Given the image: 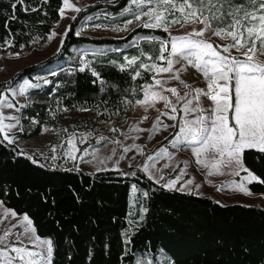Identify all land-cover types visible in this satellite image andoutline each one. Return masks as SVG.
<instances>
[{
  "label": "trees",
  "instance_id": "obj_1",
  "mask_svg": "<svg viewBox=\"0 0 264 264\" xmlns=\"http://www.w3.org/2000/svg\"><path fill=\"white\" fill-rule=\"evenodd\" d=\"M61 1L0 0V54L25 51L42 43L58 21ZM128 1L81 8L69 22L58 50L1 81L0 95L22 78L36 75L44 65L69 56L71 46L122 45L138 34L165 36L158 28L142 26L117 38L75 34L84 14L103 7L112 19ZM96 59L84 71L68 60L69 67L50 73L48 83L29 89L20 114L23 124L33 119L34 125L15 136L33 138L43 126L57 127L61 109L85 108L95 119L122 116L133 97H139L134 90L141 81L133 79V68L121 71L103 57ZM93 123L91 120L89 125ZM244 165L259 177L247 188L264 198V153L245 150ZM131 185L137 187L135 197L139 193L137 202L142 209L137 223L130 218ZM0 202L15 214L27 215L35 234L51 241L49 264H135L143 253L157 260L160 249L170 264H264L262 207L220 204L207 196L166 189L136 166L95 172L50 167L22 153L1 135Z\"/></svg>",
  "mask_w": 264,
  "mask_h": 264
},
{
  "label": "rangeland",
  "instance_id": "obj_2",
  "mask_svg": "<svg viewBox=\"0 0 264 264\" xmlns=\"http://www.w3.org/2000/svg\"><path fill=\"white\" fill-rule=\"evenodd\" d=\"M110 1L112 0H70V3L78 8H83L95 3L104 4ZM61 3L60 9L63 7V0ZM235 3L240 4L241 2ZM150 7H156L155 3L149 4L148 1L144 0V3L138 8L136 5L131 4V0H129L125 7L120 9L119 14L112 17L113 21H110L112 20L110 19V14L103 10V7L97 8L80 17L75 34L79 32V35L88 37H122L130 29L141 26L144 22L148 21L149 18L143 15V12H147ZM127 8H131V12H126L125 9ZM248 10H251V8L249 7ZM76 13L72 9H65L64 17L61 18V15H59L58 21L54 24L52 31L42 43L35 44L28 50L21 52L6 51L1 53L0 82L8 79L20 68L34 64L55 53L61 44L69 22ZM135 15H140L141 19L137 21L134 18ZM205 15H207V12H205ZM102 18H106L109 21H104ZM168 18L171 20L173 17L169 16ZM175 18L181 19V24H183L179 12L175 13ZM129 20L132 23L128 24L127 21ZM181 24L172 25L167 32L163 28H158L164 32V37L154 34H138L132 37L129 42L122 45L83 43L71 46L69 56L53 60L44 65L30 79L22 78L16 82L0 95V115L4 117L3 122L15 125L11 129V132L8 133L12 141L11 143L22 153L34 157L40 163L50 167L76 168L86 172H95L100 170H120L128 166H136L150 179L163 187L170 180H176L177 177H180L173 188L165 187L166 189L207 196L220 204L240 203L264 208V198L261 195L254 193L246 195L230 183L235 181L236 184L243 183L247 187L249 181L242 179L248 175L247 172L240 171L239 175H233L232 168L221 167L220 173L209 175L210 169L197 163V157L193 152L195 145H189L181 141L177 143L176 147H173L172 142L176 140V133L179 131L182 121L184 119H194L197 115L201 114L207 116L209 114L207 109L210 108L211 101L201 98L202 107L205 111L202 113L192 112L186 115L182 111L183 101L177 102L176 97L168 92L167 89L175 87L180 95L190 90L185 88L179 81L170 79L171 73H158L145 68H138L137 70L140 71L141 75L136 78H139L141 82L139 88L134 91H138L139 97H133L132 102L128 105L122 116H115L108 120L95 119V114L89 110H83L85 108L73 110L61 109L62 114L57 122V127L43 126L39 134L33 138L15 136V133L28 131L34 125L33 119H29L26 124H23L21 119L20 110L26 103L27 91L31 89L28 88L26 92L21 94L20 86L23 85L24 80H28L31 84L39 85L40 87L45 84L47 76L50 73L62 67H69L68 60H74L78 68L81 69L88 62L97 60L96 58L99 57L107 59L110 63L115 61L114 64L118 68H120V65H127L125 57L131 59L134 56L140 57L136 62L137 65L143 63L150 67L155 63L158 66L166 67V60L157 59L160 55L159 42L140 38L159 37L161 40L168 41V51L164 52V55L168 57L171 50L170 37L184 35L193 29L198 30L203 27L199 23L183 27ZM218 26V22L212 23V29ZM53 32L55 33L54 36H52ZM210 35L211 32H205V37ZM50 36H52L51 39H49ZM212 42H214L215 47L229 43L230 40L212 37ZM218 50L222 51L220 48ZM141 52H143V55H141ZM232 54L239 56V53L235 49L232 50ZM240 58L243 59V57ZM261 59H264V57H261ZM175 67H180V65H175ZM187 67L188 71L181 73V79L188 85H191L192 88H205L206 83L202 74L191 66ZM133 68H136V65ZM134 75L135 72L133 71L132 76ZM156 79L164 82L162 87L161 85H156ZM145 85H151L154 91L161 92L173 102L178 109L175 114L176 120H170L167 115H161L162 112L171 114V108H165L164 101L162 100H157L155 106H142L137 103L138 100L144 99L143 88ZM194 96L195 93H192L189 98H193V104L195 105L196 100ZM7 104H11L12 107H7ZM12 117H16L17 119H12ZM144 117H147V119H144ZM157 117H159V124H157ZM229 117L231 123V113H229ZM91 120L94 122L93 126L89 125ZM164 125H169V127L165 128ZM171 125H176V127H171ZM112 129H115V131ZM0 135L3 138L4 134L0 133ZM83 136H86L87 139L84 143H81L80 140ZM73 137L75 146L79 149L74 153L77 157L75 160L68 158L64 154L70 147L68 140ZM101 137L106 138L104 139L106 142L99 146L97 144L102 141ZM5 141L9 142L8 140ZM133 144L138 145L139 148L131 147ZM124 148H129V151L125 152ZM53 149L55 150L53 151ZM85 149H87V154L84 152ZM113 149L115 150V154H113ZM162 149H166L167 152L161 151ZM122 156L123 159H121ZM150 156L152 159H149ZM108 157H111V159H108ZM145 167H147V171L144 170ZM161 177L163 178L161 179ZM189 180L192 183L189 184ZM137 192L138 190L133 193L131 185L130 206L132 215L130 218L132 223H137L138 218L142 214L141 206L137 202L139 193L135 197ZM6 212L8 215H5ZM11 213L13 211L4 207L0 202V235H3L5 230L11 229L8 241L19 246L17 234L23 233L20 239L23 240L24 246L37 253L44 252L46 246L31 243L29 237L33 234L31 232H24L26 222H23V217L25 215H11ZM29 227L33 228L32 225ZM124 233H128V231ZM34 235L37 236L35 233ZM40 239L49 240L44 237H40ZM12 255L15 254L13 253ZM155 256L157 260L153 256L143 253L136 257L135 264H170L168 261L169 257L163 250L160 249ZM50 258L51 253L47 257L48 264L50 263ZM35 259L39 260L40 257L37 256Z\"/></svg>",
  "mask_w": 264,
  "mask_h": 264
},
{
  "label": "snow or ice",
  "instance_id": "obj_3",
  "mask_svg": "<svg viewBox=\"0 0 264 264\" xmlns=\"http://www.w3.org/2000/svg\"><path fill=\"white\" fill-rule=\"evenodd\" d=\"M17 2L22 3L23 0H17ZM153 2L156 7H150L147 12H143V15L149 19L141 25L142 27L163 28L167 32L172 25L181 24V19L175 18L176 12L181 14L182 27L193 23L202 24L203 27L198 30L193 29L184 35L170 37L171 50L168 57L164 55V52L168 51V41L161 40L159 37H141L140 39L159 42L160 55L157 59L166 60L167 66L162 67L155 63L150 67L143 63L137 65L136 62L140 57L134 56L131 59L125 57L127 65H120V70L124 71L126 67L133 68L136 65V68H133L135 72L133 79L141 75L138 68L158 73H171L170 79L179 81L190 90L180 95L175 87L167 89L176 97L177 102L183 101L182 111L186 115L192 112H204L201 98L210 100L211 106L207 109L209 113L207 116L201 114L194 119L182 121L179 131L176 133V140L172 142L173 147H176L177 143L181 141L195 145L193 152L197 157V163L209 168V175L220 173L221 167H229L233 169V175H239L240 171L247 172L248 175L243 177V180L249 182L259 180V177L245 167L244 153L245 150L251 149L264 153V59H261L264 57V0H244L240 4L235 3V0H148L149 4ZM143 3L144 0H131V4L138 8ZM14 7L15 5H13ZM249 7L251 10H248ZM65 9L82 11L81 8L70 3V0H63V7L60 9L61 18L65 15ZM125 11L131 12V8H127ZM169 16L173 18L169 20ZM134 18L139 21L141 16L135 15ZM72 19L74 20L75 17ZM213 22H218L219 25L215 29H212ZM127 23L130 24L132 21L129 20ZM205 32H211V35L205 37ZM54 35L53 32L52 36ZM212 37L230 40V42L214 47ZM218 48L222 51H219ZM233 49L239 53V56L232 54ZM88 63L90 66V62ZM175 65H180V67H175ZM187 66H191L202 74L206 83L205 88H192L181 79V73L188 71ZM80 71H84V68H81ZM93 75L99 77V73L95 71H93ZM155 83L162 87L164 82L156 79ZM32 87H39V85L24 80L23 85L20 86L21 94ZM9 90L11 91V89ZM143 91L144 99L138 100V104L155 106L157 100H162L165 108H171V114L162 112L161 115H167L170 120H176L175 114L178 109L167 96L159 91H154L151 85H145ZM192 93H195V105L193 98H189ZM6 106L12 107L11 104ZM83 110L87 111V109ZM229 113H231V123ZM3 119L4 117L0 115V133L4 134V140L11 143L8 133L15 125L5 124ZM12 119L17 118L12 117ZM157 124H159V117H157ZM164 127L167 128L169 125H164ZM171 127H176V125H171ZM112 130L115 131V129ZM86 139L87 137L83 136L80 142L84 143ZM104 139L106 138L101 137V140ZM68 144L70 147L64 154L72 160L77 159L74 153L79 149L75 146L74 137L68 140ZM131 147L139 148L135 144ZM124 151H129V148H124ZM161 151L167 152L166 149ZM84 152L87 154V149ZM113 154H115L114 149ZM149 159L152 157L150 156ZM144 170L147 171V167ZM130 174L135 175V173ZM179 179L180 177L170 180L164 186L173 188ZM188 183L190 184L192 181L189 180ZM230 183L244 194H251L243 183L236 184L235 181ZM132 191L133 193L137 191L136 185H132ZM144 195L147 196V192ZM5 215L8 213L6 212ZM11 215H15V213L13 212ZM23 222H26L24 232L33 234L29 237V241L33 244L45 245L46 250L42 253L29 250L20 239L23 233L17 234L19 246L10 243L8 237L11 229H7L3 235H0V264H41V262L48 264L47 257L51 253V241L41 240L40 237L34 235L35 228L29 227L32 225V221L27 215L23 217ZM13 253L15 255H12ZM37 256L40 257L39 260L35 259Z\"/></svg>",
  "mask_w": 264,
  "mask_h": 264
},
{
  "label": "crops",
  "instance_id": "obj_4",
  "mask_svg": "<svg viewBox=\"0 0 264 264\" xmlns=\"http://www.w3.org/2000/svg\"><path fill=\"white\" fill-rule=\"evenodd\" d=\"M193 194V193H192Z\"/></svg>",
  "mask_w": 264,
  "mask_h": 264
}]
</instances>
